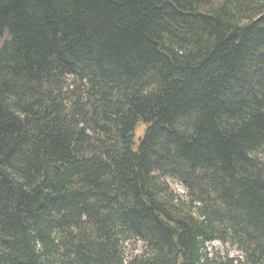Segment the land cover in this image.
Here are the masks:
<instances>
[{
    "label": "trees",
    "instance_id": "obj_1",
    "mask_svg": "<svg viewBox=\"0 0 264 264\" xmlns=\"http://www.w3.org/2000/svg\"><path fill=\"white\" fill-rule=\"evenodd\" d=\"M0 264H264V0H0Z\"/></svg>",
    "mask_w": 264,
    "mask_h": 264
},
{
    "label": "rangeland",
    "instance_id": "obj_2",
    "mask_svg": "<svg viewBox=\"0 0 264 264\" xmlns=\"http://www.w3.org/2000/svg\"><path fill=\"white\" fill-rule=\"evenodd\" d=\"M143 129H144L143 125H139L136 127V130H135L136 139L141 135V133L143 132ZM166 180L174 190H176L179 193L184 192V189L176 181H174L172 179H166ZM129 246H131V245H129ZM136 246L140 247L141 242L138 241L136 243ZM208 251L213 256H221V255H225V254H229L230 256H233L236 252L234 247H232L228 244H223L219 241H216V242H213L212 244H210ZM128 252H130V250H128Z\"/></svg>",
    "mask_w": 264,
    "mask_h": 264
}]
</instances>
